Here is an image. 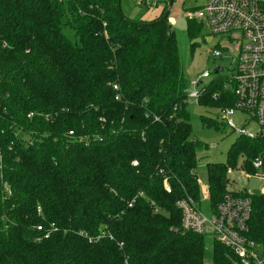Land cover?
Wrapping results in <instances>:
<instances>
[{"label": "trees", "instance_id": "trees-1", "mask_svg": "<svg viewBox=\"0 0 264 264\" xmlns=\"http://www.w3.org/2000/svg\"><path fill=\"white\" fill-rule=\"evenodd\" d=\"M168 1L135 23L117 0H0V264H204L207 246L212 264H233L181 230L176 203L203 205ZM200 30L187 21L189 39ZM196 104L217 112L233 97L214 74ZM258 157L264 133L206 166L207 212L231 186L227 170L242 158L253 172ZM251 201L249 236L264 243V196Z\"/></svg>", "mask_w": 264, "mask_h": 264}, {"label": "built area", "instance_id": "built-area-1", "mask_svg": "<svg viewBox=\"0 0 264 264\" xmlns=\"http://www.w3.org/2000/svg\"><path fill=\"white\" fill-rule=\"evenodd\" d=\"M61 1V0H59ZM140 4L156 7V2L151 0H138ZM194 22L201 25L214 36H227L229 49H215L211 52L214 58L226 57L225 52L230 53L232 63L235 64L227 77L220 76L222 69L218 67L217 76H220L224 88L229 90L233 97L231 107L222 108L217 111L221 122L229 129L236 131L239 136L252 139L254 134L245 129L236 128L233 117L240 115L241 125L256 124L259 133H264V0H205L203 6L198 8L191 16ZM225 51V52H224ZM235 55H232V54ZM215 70V71H216ZM215 74V72H214ZM210 73L204 72L197 82L191 84L198 88V82L209 79ZM202 86V82L201 85ZM117 93L115 101L120 100L118 86H113ZM202 92L185 93L188 102L197 103ZM33 117L29 114L28 118ZM70 135L72 132L69 133ZM1 161V159H0ZM136 162L132 163L135 167ZM253 173L245 170L240 172L239 177L255 179L259 181L260 188L251 191H228L222 201L216 206L215 211L207 212L209 201L208 187H200V202L203 209L198 207L191 198L186 197L176 203L181 213V230L205 239H211L226 248L233 256V264H264V243L253 240L250 235V217L252 214L251 196L253 190H258V196H264V163L261 157L251 162ZM1 169V165H0ZM238 171V170H237ZM231 169L227 174L237 172ZM164 189L169 187L164 181ZM246 194V195H244ZM39 211V209H38ZM51 229L55 230L51 225ZM37 230H41L40 227ZM84 236L83 234H79ZM48 234L45 235V238ZM86 238V236H84ZM104 232L96 239H88V242L105 238ZM109 239L111 236L109 235Z\"/></svg>", "mask_w": 264, "mask_h": 264}, {"label": "rangeland", "instance_id": "rangeland-1", "mask_svg": "<svg viewBox=\"0 0 264 264\" xmlns=\"http://www.w3.org/2000/svg\"><path fill=\"white\" fill-rule=\"evenodd\" d=\"M156 2V7L140 4L138 0H120V12L126 19L135 23L149 22L157 18L162 9L165 0H151ZM205 0H174L169 13V25L172 26L177 47L180 53V60L183 69V74L188 82V90L190 93L200 92L204 85H207L214 77L215 70L219 67L222 72L220 76L227 77L231 68L235 66L232 63L231 55L227 51L226 57L214 58L211 52L215 49H229L234 51V47L229 45L227 36H214L205 28H202L199 35L189 39L187 32V21H194L191 16L194 12L203 6ZM142 5V6H141ZM144 5V6H143ZM167 7V5L165 6ZM232 55H235L234 53ZM204 72L210 73V78L201 81L202 86L198 88L191 84L198 81ZM190 114V124L192 129L191 138L198 142V161L195 175L200 185L207 186L206 166L209 164L224 163L227 157V152L233 143L238 139L239 134L226 127L217 116V112L205 110L196 103L191 102L188 107ZM201 117H207L216 121L219 124L218 129H209L204 127L201 122ZM240 115H235L237 130L245 129L254 134L258 132L256 124L241 125ZM243 160L240 159L233 174L227 175L226 179L230 186L228 191H251L252 189L260 188L259 181L255 179H246L239 177L240 172L244 169ZM246 171V170H245ZM236 173V174H235ZM249 173V172H248ZM253 173V172H250ZM200 189V187H199ZM201 199V195H200ZM204 208V206H202ZM202 208V209H203ZM208 243L211 239H206ZM204 264H212L210 261V247L207 246V255Z\"/></svg>", "mask_w": 264, "mask_h": 264}, {"label": "water", "instance_id": "water-1", "mask_svg": "<svg viewBox=\"0 0 264 264\" xmlns=\"http://www.w3.org/2000/svg\"><path fill=\"white\" fill-rule=\"evenodd\" d=\"M174 0H169L168 3H167V9H166V12L163 16L162 19L164 18H167L169 13H170V10H171V6H172V3H173ZM117 5H118V10L120 11V0H117ZM172 29V26L169 25V30ZM218 73V70L215 71V75ZM201 85V82H198L197 86H200ZM252 194L255 195V196H258L259 195V191L258 190H253L252 191Z\"/></svg>", "mask_w": 264, "mask_h": 264}, {"label": "crops", "instance_id": "crops-1", "mask_svg": "<svg viewBox=\"0 0 264 264\" xmlns=\"http://www.w3.org/2000/svg\"><path fill=\"white\" fill-rule=\"evenodd\" d=\"M236 174V173H235ZM205 187V186H204ZM232 190V189H231Z\"/></svg>", "mask_w": 264, "mask_h": 264}]
</instances>
